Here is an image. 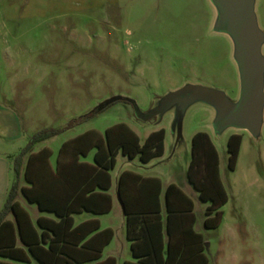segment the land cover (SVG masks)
Returning <instances> with one entry per match:
<instances>
[{"label": "rangeland", "instance_id": "1", "mask_svg": "<svg viewBox=\"0 0 264 264\" xmlns=\"http://www.w3.org/2000/svg\"><path fill=\"white\" fill-rule=\"evenodd\" d=\"M253 12L263 35L264 62V0H254ZM214 15L209 0H0V105L16 112L21 131L11 141L0 138V150L14 153L32 133L60 129L32 148L48 147L52 164L60 143L88 128L102 133L121 121L140 143L150 131L162 128L159 157L140 164L136 157L126 160L117 152L110 172L125 168L156 176L162 189L166 182L183 189L192 199L193 229L202 235L208 264H264V104L257 134L216 127L213 106L201 98L176 101L148 119L137 116L186 83L237 98L233 45L226 33L212 30ZM115 96L135 106L117 100L86 115ZM196 131L205 132L216 150L226 195L215 227L202 225L206 202L198 199L185 176L190 137ZM231 133L240 141L229 169L225 141ZM17 199L28 212L35 210L20 194ZM87 216L74 215V220ZM96 217L114 232L105 251L126 255L115 199L111 211Z\"/></svg>", "mask_w": 264, "mask_h": 264}, {"label": "trees", "instance_id": "2", "mask_svg": "<svg viewBox=\"0 0 264 264\" xmlns=\"http://www.w3.org/2000/svg\"><path fill=\"white\" fill-rule=\"evenodd\" d=\"M108 99L86 115L101 111L113 101ZM68 122L63 127H67ZM60 129L44 128L27 137L13 154H8L11 179L0 204V264H115L113 256L100 257L102 247L112 237L110 227L99 228L96 218L73 223L71 213L107 212L111 207L110 174L117 152L145 163L163 150V129L150 131L140 143L136 133L124 122L105 127L102 133L88 128L63 140L57 148L54 164L50 150L36 142ZM240 136L231 133L225 141L227 167L234 166ZM91 160H82L90 149ZM217 153L207 134L196 131L190 137L186 180L199 200L206 202L202 225L215 227L220 219L219 207L226 195L217 169ZM21 180V182H20ZM159 178L121 169L115 176L114 192L123 215L124 235L133 260L122 264H208L200 232L193 229V202L173 182L162 189ZM33 203L38 215L31 220L17 200ZM212 212V213H210ZM15 260L18 263L11 262Z\"/></svg>", "mask_w": 264, "mask_h": 264}, {"label": "water", "instance_id": "3", "mask_svg": "<svg viewBox=\"0 0 264 264\" xmlns=\"http://www.w3.org/2000/svg\"><path fill=\"white\" fill-rule=\"evenodd\" d=\"M209 1L215 11L212 30L226 33L233 45V58L239 79L237 98L229 99L221 90L213 87L186 83L169 91L147 112H137V116L148 119L176 101L201 98L213 106L216 127L222 128L229 125L257 134L264 104L262 91L264 62L260 53L263 35L256 25L253 12L254 0Z\"/></svg>", "mask_w": 264, "mask_h": 264}, {"label": "crops", "instance_id": "4", "mask_svg": "<svg viewBox=\"0 0 264 264\" xmlns=\"http://www.w3.org/2000/svg\"><path fill=\"white\" fill-rule=\"evenodd\" d=\"M21 131H20V122H19V116L16 114V112H14V110L10 107H5L4 105H0V138L3 140V141H11L13 138H19L21 136ZM147 135V134H146ZM145 135V136H146ZM93 148L90 149L88 151V153L90 152V155L89 157L86 159L85 157L87 156V154L83 157H79L80 159L82 160H87V161H90L91 160V156H92V153H93ZM57 151V150H56ZM8 154H13V151H5V150H0V203L4 197V193L6 191V184H7V181H8V169H9V159L7 157ZM56 155V154H55ZM123 157H125L124 155H122ZM159 157V156H158ZM126 158V157H125ZM134 158V157H133ZM156 158V157H155ZM132 159V158H131ZM131 159H128L126 158V160H131ZM55 160V158H54ZM54 160L52 162L51 165L54 164ZM151 160V159H150ZM149 160V161H150ZM138 161V160H137ZM139 162V161H138ZM148 162V161H147ZM147 162L145 163H140V164H146ZM50 163V162H49ZM113 168V167H112ZM109 169L108 172L110 174V187L108 188V193L110 194V202H111V207L110 209L107 211V212H104V213H99V214H94V213H90V212H87V211H79V212H74V213H71V218L73 220V223H77L81 220H84V219H87V218H96L97 221H98V224H99V228H103V227H108L107 225H104V226H101L100 225V221L99 219L96 217V216H100V215H103V214H106L108 213L109 211H111L113 209V205H114V199L119 207V214H120V225L123 227V230H124V225H123V215H122V211H121V208H120V205L118 203V200L116 198V195H115V192H114V180H115V176L116 174L121 170H117L115 171L114 173H111L110 171L112 170ZM125 169V168H123ZM142 175V174H141ZM154 176V175H153ZM161 183V182H160ZM168 182L164 183V186L167 184ZM163 186V187H164ZM161 187H162V184H161ZM179 187V186H178ZM181 189V188H180ZM183 190V189H182ZM184 191V190H183ZM185 192V191H184ZM186 193V192H185ZM187 194V193H186ZM190 197V196H189ZM19 201V203L23 206V201H20L19 199H17ZM192 200V199H191ZM26 204V202H25ZM24 207V206H23ZM24 209L26 210V208L24 207ZM27 211V210H26ZM28 212V211H27ZM81 213H85V214H88L89 216L87 217H84L78 221H75L74 220V215H78V214H81ZM31 220H33L36 216L38 215H46V216H50V214H48L47 212H44V211H38L36 208L35 210H33L31 213L28 212ZM113 230H112V237H113ZM111 237V239H112ZM111 239L109 240L108 243H106L101 251H100V259L101 258H104L106 256H113L114 259H115V264H122V262L124 260H133L131 254H130V250H129V247H128V243L129 241L125 238V235H124V239H125V245L127 246V254L126 255H120V254H117L114 253L112 250H107L105 251V248L108 247L109 243L111 242ZM11 262H15V263H18L17 261L15 260H10ZM31 261H34L33 259H30L28 263H30ZM36 262V261H35ZM26 263V264H28ZM92 261H84V262H81V263H75V264H91Z\"/></svg>", "mask_w": 264, "mask_h": 264}]
</instances>
